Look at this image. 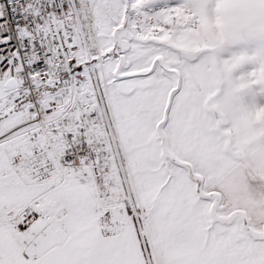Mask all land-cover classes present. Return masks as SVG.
<instances>
[{
  "label": "snow or ice",
  "instance_id": "snow-or-ice-1",
  "mask_svg": "<svg viewBox=\"0 0 264 264\" xmlns=\"http://www.w3.org/2000/svg\"><path fill=\"white\" fill-rule=\"evenodd\" d=\"M0 264H264V0H0Z\"/></svg>",
  "mask_w": 264,
  "mask_h": 264
}]
</instances>
